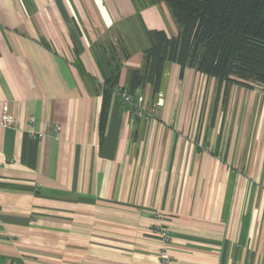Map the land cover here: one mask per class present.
Wrapping results in <instances>:
<instances>
[{"label":"crops","instance_id":"0c3cea01","mask_svg":"<svg viewBox=\"0 0 264 264\" xmlns=\"http://www.w3.org/2000/svg\"><path fill=\"white\" fill-rule=\"evenodd\" d=\"M155 30L164 2L0 0V264H264L262 87L167 63L153 113L113 94L102 119Z\"/></svg>","mask_w":264,"mask_h":264},{"label":"trees","instance_id":"16d2710c","mask_svg":"<svg viewBox=\"0 0 264 264\" xmlns=\"http://www.w3.org/2000/svg\"><path fill=\"white\" fill-rule=\"evenodd\" d=\"M149 1L166 3L179 31L171 38L165 31H147L146 64L133 71L128 87L133 97L147 82L158 95L167 63L178 64L181 71L193 69L228 87H264V0ZM114 66L112 78L102 88L103 121L118 87L120 66L117 62Z\"/></svg>","mask_w":264,"mask_h":264},{"label":"built area","instance_id":"2783aa9c","mask_svg":"<svg viewBox=\"0 0 264 264\" xmlns=\"http://www.w3.org/2000/svg\"><path fill=\"white\" fill-rule=\"evenodd\" d=\"M114 96L119 97L121 99V101L123 102V104H126V105L132 104L134 112L139 116H142L144 113H149V111H146L143 108V105H142L143 99L139 98L138 101H134L133 98L128 95L127 90L124 88H120L119 86L116 87L114 90ZM133 101L137 102V103H133ZM159 104H160V102L158 103V105ZM31 122L35 123V120L32 118ZM0 125H1V127L10 128V129H17V126H18V121H17L16 117L13 116L12 114H10L9 108L6 104L3 105V107H2L1 116H0ZM55 130L60 131L61 127L57 125L55 127ZM39 136H42V134ZM161 236H162V239L165 243L170 242L168 232L166 230L161 231ZM161 258H162L163 264H173L168 252L166 251V249H164L162 251Z\"/></svg>","mask_w":264,"mask_h":264},{"label":"rangeland","instance_id":"374dc122","mask_svg":"<svg viewBox=\"0 0 264 264\" xmlns=\"http://www.w3.org/2000/svg\"><path fill=\"white\" fill-rule=\"evenodd\" d=\"M254 87H262L264 89V87L263 86H260V85H255L254 84ZM258 89H260V88H258ZM127 93H128L129 96H131L133 98L134 101H138L139 98H142V97H133L128 90H127ZM134 101H133V103H137V102H134ZM143 103H144V99H143ZM143 103H142V105H143ZM149 113H153V109L152 108H150Z\"/></svg>","mask_w":264,"mask_h":264}]
</instances>
